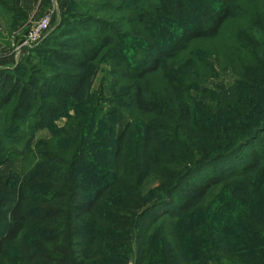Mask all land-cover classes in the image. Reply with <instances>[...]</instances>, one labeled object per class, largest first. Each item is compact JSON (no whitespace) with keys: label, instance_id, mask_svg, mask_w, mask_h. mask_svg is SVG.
<instances>
[{"label":"trees","instance_id":"1","mask_svg":"<svg viewBox=\"0 0 264 264\" xmlns=\"http://www.w3.org/2000/svg\"><path fill=\"white\" fill-rule=\"evenodd\" d=\"M187 1L67 0L65 28L25 48L43 54L39 66L0 67V157L19 145L25 163L0 177V264H100L96 236L87 243L80 228L100 204L107 262L127 264L126 239L132 264H150L163 234L164 264H264V0H194L190 19ZM16 2L0 0L11 30L25 19ZM170 18L180 25L166 44L146 21ZM120 20L146 30L144 51L125 54L110 30ZM108 49L131 82L130 113L144 116L137 139L127 142L131 125L112 135L90 104L31 150L41 117L73 105ZM214 63L232 72L238 99L200 112L189 91ZM156 73L163 87L150 84Z\"/></svg>","mask_w":264,"mask_h":264},{"label":"rangeland","instance_id":"2","mask_svg":"<svg viewBox=\"0 0 264 264\" xmlns=\"http://www.w3.org/2000/svg\"><path fill=\"white\" fill-rule=\"evenodd\" d=\"M55 1L56 0H43L45 9L43 8V11H41V13L35 18L37 19L45 14L49 15L50 26L48 30L56 26L63 29L65 28L64 26H66L65 21L63 23L62 19L65 18L69 12V9L66 7L67 0H57L59 3L61 2L59 11H55L54 9ZM120 1L125 2V0H118V2ZM171 1L173 0H169V2ZM139 2L147 7L155 4V0H139ZM187 4L190 6L189 10H186L183 14L190 19V16H192L193 12L196 10V5L194 0L187 1ZM133 17L134 13L133 15H130L129 19L134 20L132 19ZM187 18L185 20H187ZM129 19L126 21H129ZM165 22L153 23V20L149 19L146 21V26L153 30L157 29L160 42L168 44L172 39V33L175 32L180 25V21L178 19L170 18ZM30 26L26 28L19 40L12 45V60L7 65L8 67H14L20 61H23L21 63L23 68L21 67L15 71L19 76H23V74L26 73L30 63L39 66V63H41L40 60L43 57V54H39L40 52L31 53L30 56L27 55L28 49H23L20 54H15V47L27 34ZM235 26L236 22H232L228 27L229 32L233 31ZM110 30L114 39L123 46L122 48L124 49L125 54L131 50L139 53L144 51L142 49L144 48L142 44L147 40V32L145 29H142L137 25H124L120 20L114 28ZM109 50L110 49L105 50L102 56L97 61L91 63L85 70L87 75L86 86L79 98L73 102V105L68 101L66 105H61L55 110V112L48 113L44 117H41L42 122L33 134L31 144L29 145L31 150L34 151L35 146L38 143H42L49 139L53 128L57 129L65 124L67 115L74 114L72 107L74 109H77L76 107L81 108V111L83 112L90 104L98 106V109L101 110L99 117L106 122L112 135H118L125 128L127 129V125H131L132 130L130 129L127 133V142H132L133 144L134 140L137 139L140 125L142 124V117L144 119V116H140L134 111H131L132 114L130 113L128 98L123 92L131 87V82L122 80L114 73L110 63ZM25 57L27 58L26 60L24 59ZM231 73L232 72L228 70H221L217 64L214 63L213 72H211L210 75L202 77L198 86L189 91L190 97L193 103H195V107L198 108L200 112L202 109L204 110L206 106L211 107L214 111L226 110L230 105L236 103L238 99V90ZM149 80L150 84L155 88L156 85L163 87V81L159 73L151 75ZM28 156L29 153L26 152V163ZM23 158V149L20 148L19 145L9 147L7 152L0 157V177L7 175L10 172L21 176V169L25 167V163L22 165ZM107 208L106 205L101 204L96 207L94 211V221H87L84 225H81V236L87 243H91L92 237L96 236V239L94 240L96 247L94 249L96 253H98L97 260L100 261V264H119L118 261L107 262L105 258L108 248L106 246V235L102 236V231L104 228L103 224L105 216L107 215ZM162 236L163 234L160 237ZM160 237L158 234L154 236L152 244L153 250L148 255V258L151 259L150 264H164L163 253L160 251ZM101 243H103V246ZM125 246L129 248L126 252H124ZM133 250L134 245L131 242L126 241V239L125 241L123 240L120 242V252H124L123 254L126 255L127 258L125 259L127 264L133 263ZM171 264L175 263L171 262Z\"/></svg>","mask_w":264,"mask_h":264},{"label":"crops","instance_id":"3","mask_svg":"<svg viewBox=\"0 0 264 264\" xmlns=\"http://www.w3.org/2000/svg\"><path fill=\"white\" fill-rule=\"evenodd\" d=\"M58 1L54 2L55 11H59L61 7V2ZM16 4L24 12L25 19L17 22L13 30L9 25V17L0 12V67L7 66L12 60V45L19 40L26 28L45 7L43 0H17Z\"/></svg>","mask_w":264,"mask_h":264},{"label":"built area","instance_id":"4","mask_svg":"<svg viewBox=\"0 0 264 264\" xmlns=\"http://www.w3.org/2000/svg\"><path fill=\"white\" fill-rule=\"evenodd\" d=\"M30 25L31 26L27 34L15 47V54H20L23 49L27 47H32L43 39V37L47 34V31H49L48 29L50 26V17L49 15L45 14L33 20Z\"/></svg>","mask_w":264,"mask_h":264}]
</instances>
